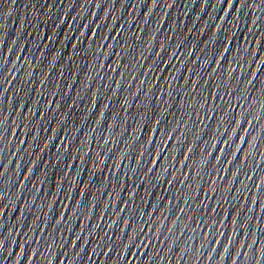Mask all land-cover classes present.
I'll return each mask as SVG.
<instances>
[{
	"label": "snow or ice",
	"instance_id": "obj_1",
	"mask_svg": "<svg viewBox=\"0 0 264 264\" xmlns=\"http://www.w3.org/2000/svg\"><path fill=\"white\" fill-rule=\"evenodd\" d=\"M232 2H233V0H227V5H228V7H231ZM228 7L225 8V12L228 11ZM237 11H239V9H237ZM222 19H223V17H221V20H222ZM216 27H217V29H218V28H219V24H217ZM93 34H94V33H93ZM109 47H110V46H109ZM226 50H227V46H225V51H226ZM216 63L219 64V61L217 60ZM257 67H259V65H257ZM213 70L215 71V69H213ZM249 82H250V81H249ZM0 95H2V93H0ZM106 106H107V105H106ZM101 115H103V112H101ZM233 131H235V129H233ZM169 135H170V134H169ZM240 139L243 140L244 137L241 136ZM105 143H107V140L105 141ZM166 143H167V142H166ZM45 147H46V145H45ZM237 147H239V145H238ZM189 151H191V149H189ZM221 151H223V149H221ZM186 155H187V154H186ZM233 155H235V152H233ZM217 160H219V157H217ZM152 163L155 164V163H156V160H153ZM181 163H183V161H182ZM28 171L31 172V168H29ZM149 171H151V169H149ZM233 175H234V174H233ZM82 194H83V193H81V195H82ZM49 207H51V205H49ZM125 223L127 224L128 221H125ZM232 223L235 224V223H236V220H233ZM125 247H127V246H125ZM21 248H23V245H21ZM17 259H19V257H17ZM29 260H31V255L29 256ZM234 264H235V262H234Z\"/></svg>",
	"mask_w": 264,
	"mask_h": 264
}]
</instances>
